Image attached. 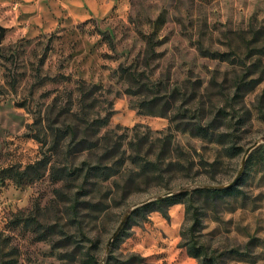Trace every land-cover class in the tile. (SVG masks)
Listing matches in <instances>:
<instances>
[{
    "label": "rangeland",
    "instance_id": "374dc122",
    "mask_svg": "<svg viewBox=\"0 0 264 264\" xmlns=\"http://www.w3.org/2000/svg\"><path fill=\"white\" fill-rule=\"evenodd\" d=\"M0 25L3 264H81L82 231L101 264H201L186 207L215 264H264V0H0Z\"/></svg>",
    "mask_w": 264,
    "mask_h": 264
},
{
    "label": "trees",
    "instance_id": "16d2710c",
    "mask_svg": "<svg viewBox=\"0 0 264 264\" xmlns=\"http://www.w3.org/2000/svg\"><path fill=\"white\" fill-rule=\"evenodd\" d=\"M203 55L205 56H212V57H220L225 58L227 53H220L217 51H201ZM192 132L195 134H199L205 137H208L209 139H214L215 132L210 131L209 125H203L200 122L194 123V127L192 129ZM232 149H237L236 146H232ZM237 154V152H235ZM7 171H12V169H7ZM15 180L20 182L22 180V177L19 175L14 176ZM207 192H210L213 196H231L236 195L240 191V189L235 185H229L223 188H213L208 189ZM188 194L186 191L180 192V193H173L168 196H164L158 200L150 201L142 206L137 207L135 210L132 211L131 215L127 218L123 228L120 230V233L116 236L114 241L109 246V254L107 256V263H109V260L114 259L115 261H118V256L115 254V244L120 239L122 233L124 230L128 227V225L135 220L136 217H141L142 219H146L148 214H150L153 211H160L165 217L169 216V208L180 204L183 202L182 198ZM83 201L79 198H76L74 200V203L72 205V210L74 213V218L77 222L79 213L77 210V207L80 203ZM192 217V220H194L192 226L189 229V234H186L184 230H182L181 235L184 237V243L183 246L187 248V252L190 256L194 258H198L202 260L201 264H215V258L209 255L208 249L204 244H201L200 241L197 238V235L195 234V227L198 222V214L196 212L191 213V207H186V219ZM135 223V222H134ZM55 228L54 225H48L46 226V231L49 232ZM85 235V245H78L79 253H80V260L81 264H101V259L99 256V249H100V241L99 239H96L95 237L87 236V233L82 231ZM45 236V235H44ZM69 236V235H68ZM69 239V241H68ZM68 243L71 244L75 241L73 240L72 235L67 238ZM238 252V251H237ZM143 259L138 256L135 253L130 254L124 261H122L120 264H140ZM3 260L0 259V264H3Z\"/></svg>",
    "mask_w": 264,
    "mask_h": 264
},
{
    "label": "water",
    "instance_id": "95a60500",
    "mask_svg": "<svg viewBox=\"0 0 264 264\" xmlns=\"http://www.w3.org/2000/svg\"><path fill=\"white\" fill-rule=\"evenodd\" d=\"M4 33H5V28L2 27V26L0 25V43L2 42V38H3V36H4ZM254 146H255V145H254ZM254 146L248 148L247 153H249V152L252 150V148H254ZM231 185H232V184H231ZM125 222H126V218H125V219L121 222V224L119 225L118 229H117L116 232L114 233V237H116V236L118 235V233H119L120 230L122 229V227H123V225L125 224ZM114 237L109 241V245H108V246H110V244H111V242L113 241Z\"/></svg>",
    "mask_w": 264,
    "mask_h": 264
},
{
    "label": "crops",
    "instance_id": "0c3cea01",
    "mask_svg": "<svg viewBox=\"0 0 264 264\" xmlns=\"http://www.w3.org/2000/svg\"><path fill=\"white\" fill-rule=\"evenodd\" d=\"M179 204H176V205H174V206H178ZM174 206H172V207H174ZM176 264H192L190 261H188V260H183L182 262H178V263H176Z\"/></svg>",
    "mask_w": 264,
    "mask_h": 264
}]
</instances>
